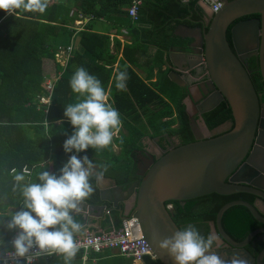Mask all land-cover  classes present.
I'll list each match as a JSON object with an SVG mask.
<instances>
[{"label":"trees","instance_id":"trees-1","mask_svg":"<svg viewBox=\"0 0 264 264\" xmlns=\"http://www.w3.org/2000/svg\"><path fill=\"white\" fill-rule=\"evenodd\" d=\"M130 3L131 0H48L43 13L21 9L17 10L16 15H9L0 10V245H3L0 249L4 250V246L10 248L9 242L15 231H9L5 225L10 214L22 205L19 189L13 191L15 181L12 170L20 173L26 167L30 175H26L25 182H36L38 171L59 174L63 163L75 154V151L65 153L63 144L74 131L64 117V111L68 104L77 102L78 94L73 93L69 85L77 68H84L101 81L107 102L120 113V129L129 133L124 135L119 131L116 139L119 154L121 150L129 152L125 162L117 160L113 165L104 161L105 156L109 155L108 149H112L111 144L98 153L89 148L79 154L85 153L91 161L107 165L105 173L123 188L138 178L131 155L136 158L135 152L141 148L138 140L142 137V125L152 130L150 136L158 137L162 147L172 137L177 138L180 144L194 140L188 113L181 103L185 96L183 88L169 82L159 94L147 87L130 66L122 64L118 66H125L122 70L126 69L128 74L127 87L125 91L115 88L114 76L117 72L113 70V65L116 56L109 53L108 34L95 31L93 21L103 18L116 34L120 33L122 26L127 27L136 41L159 45L156 55L161 56L167 45L161 44L160 39L174 40L173 30L178 24L191 27L201 25L204 10L197 0H144L139 9V19L132 21L127 13ZM84 17L88 18V23L76 31L75 20ZM67 47H71L70 50ZM61 48H66L63 64L57 60V54L63 51ZM132 55V48L123 49V57L128 64L136 67L137 59ZM50 73H57V79L51 81V91L42 84L50 78ZM43 97H49L47 104L40 102ZM133 102L137 105H132ZM174 111L175 119L172 116ZM162 117L169 119L162 121ZM202 118L207 128L212 130L232 120L231 110L223 100L212 110L203 113ZM57 120L63 123L55 124ZM175 120L178 125L172 127ZM49 158L51 163H48ZM40 163L42 165L39 166ZM92 183L95 191L85 202L101 204L99 189L94 180ZM235 199L251 202L253 197L248 193H210L189 200H172L166 205L172 204L170 214L179 229L192 224L200 227L202 235L207 236L210 222H215L220 207ZM10 207L16 210L7 211ZM74 218L80 223L84 222L81 214L74 213ZM121 219L119 211L113 209L106 218L100 219V229L120 228ZM94 221L91 219L86 224H93ZM221 225L231 238L240 241L259 224L245 206L233 205L224 211ZM88 228L94 229L92 226ZM261 245H264V241ZM81 256L79 250L72 264H80ZM130 262V258H123L109 264ZM143 263L160 264L149 256L143 258ZM36 264H64V261L62 256L53 255Z\"/></svg>","mask_w":264,"mask_h":264},{"label":"water","instance_id":"water-1","mask_svg":"<svg viewBox=\"0 0 264 264\" xmlns=\"http://www.w3.org/2000/svg\"><path fill=\"white\" fill-rule=\"evenodd\" d=\"M253 14L259 17L239 21L230 27L229 42L227 30L230 23ZM200 24L195 27L178 24L174 29V34L184 39L186 50H172L169 58L173 66L179 65L177 60L184 62L185 66L177 67V71L169 73L168 78L178 87H181L178 74L181 71L188 72L194 82V78H199L198 81L206 78L199 84L204 93H208L204 87L212 92L197 105L206 136L196 134L192 126L194 140L161 150L157 157L143 153L135 172L140 178L132 180L124 191L122 185L115 181L111 188L96 184L99 199L111 203L114 208L131 199V210L118 208L120 216L123 219L132 213L138 219L153 258L160 264H174L158 247L160 241L179 229L166 202L189 200L210 193L251 194L256 197L254 203L236 199L222 205L210 228L230 247L229 252L217 250L222 258L226 253L229 256L225 260L238 254L246 258L248 264H264V249L253 256L244 248L255 234L264 233V227L236 242L221 225L224 211L233 205L245 206L253 218L264 225V103L255 90L250 78L251 70L244 61L248 57L246 44L254 37L261 45L260 73L264 78V0H222L221 8L216 12H206ZM199 66L205 72L196 70ZM223 100L230 107L232 120L209 130L202 114ZM78 158L81 157L78 155ZM257 158L258 165L255 162ZM105 207L104 203L91 205L84 201L85 220L88 216L99 221L106 218L109 209Z\"/></svg>","mask_w":264,"mask_h":264},{"label":"clouds","instance_id":"clouds-1","mask_svg":"<svg viewBox=\"0 0 264 264\" xmlns=\"http://www.w3.org/2000/svg\"><path fill=\"white\" fill-rule=\"evenodd\" d=\"M47 6L48 0H0V10L9 15H16L21 9L43 13ZM200 7L213 12L207 5ZM127 80L126 69L117 71L115 88L125 91ZM69 85L78 95L76 103L65 107L64 117L74 131L65 140L63 150L65 153L75 151L76 154L70 155L63 163L59 174L38 171L36 182H25L26 175H30L27 169L20 173L12 170L13 191L19 189L22 205L10 214L5 225L16 235L11 241V250L4 246L0 264H18L20 260L34 264L43 256L53 255L62 256L64 264H72L79 251L76 238L84 233L86 226L74 218V213L79 214L83 202L94 193L92 181L97 185L104 182L108 166L91 161L87 155L78 158L77 154L89 148L97 153L107 148L119 133L122 121L118 110L107 102L101 81L84 68L76 69ZM158 247L174 264H248V260L238 254L230 260L222 258L217 251L224 247L219 235L210 232L204 236L192 224L160 241Z\"/></svg>","mask_w":264,"mask_h":264},{"label":"crops","instance_id":"crops-1","mask_svg":"<svg viewBox=\"0 0 264 264\" xmlns=\"http://www.w3.org/2000/svg\"><path fill=\"white\" fill-rule=\"evenodd\" d=\"M87 21H88V18H86V17L80 18L79 20H75L74 24L77 23L79 25V26L75 25L76 31L82 29L85 26V24L88 23ZM93 28L95 31H97L99 33H107L109 36V43H108L109 44V53L116 56V61L113 65V70L115 71V73L119 70L124 69V67H125V66L120 67L118 65L122 64V65L130 66L132 68V70H134V72L138 75V77L144 82V84L147 87L154 89L159 94L162 93L161 90L163 88L164 89L166 88V84L171 82L168 78L169 73L177 71V67H179V66L180 67L185 66L184 62H181V60H177V63L179 65L173 66L171 61H170V58H169V55L171 53H173L172 50L176 51V52H182V51L184 52L186 50L185 46H184V43H185L184 39L178 35H175L174 30H173V35L176 37L174 40L169 42L168 40L163 41L162 39H160L161 44L167 45V48L162 51L161 56H157L156 53H157L158 49L160 48L159 45H150V44L142 43V41H136V39L133 36V33H131L128 30V28L125 26H122L120 28V31H119L120 33L116 34L114 32V29H112L110 27L108 21H105L102 18V19L93 21ZM133 42H135L134 47H133ZM125 47L133 49V55L132 56H134L137 59V66L136 67L132 66L131 64H128L126 59L123 57V49ZM60 50H63L62 52H64V53L66 52V51H64V50H66V48L65 49L61 48ZM134 50H135V52H134ZM61 54L64 56L63 53H61ZM129 54H131V53H129ZM63 56H61V57H63ZM198 70L201 71V68ZM57 73H50V75H49L50 78L45 79V81H43L42 84L45 86V84L48 81L51 82L52 79H55V78L57 79V77H55V74H57ZM178 74L181 77V79H180L181 87L180 88H183L185 90V92H184L185 96L182 99L181 103L184 104L185 109H186V105L191 108V103L189 100V98H190L189 90H192L193 87L196 86V84H198L201 80L198 81L199 78H194L196 81V82H194L193 78L190 77V75H188V72L184 73L181 71V72H178ZM149 75H151V76H149ZM150 81H153V82H150ZM159 82H160V86L158 85ZM155 84H157V86ZM132 105H137V104L133 102ZM186 112H187V110H186ZM172 116H173V118L175 117V111L172 114ZM162 119H163V117H162ZM189 119H190V121H189L190 128L192 126H194L195 133L198 134L199 136L205 137L206 132L204 130L203 125L199 124L200 120H196L197 118L195 119V117H194V119H195L194 120L190 116H189ZM60 121L61 120H57V121H54V123L59 124ZM193 121H195V123H192ZM177 125H178V122L175 120L173 126L176 127ZM140 129H142V137L138 140V142H139V146H141V148L139 150L142 151L146 147H149V144L151 142H154V139H157V137H151L150 135L152 133V130H150L148 128L145 129V125H142ZM120 131L124 135L129 134L126 131L122 132V129H120ZM119 135H120V132L116 136H114L113 141L111 143L112 149H114V150L120 149L116 145L117 144L116 139L119 137ZM78 155L82 158L86 154L84 153L82 155H80V154H78ZM47 160L49 162L50 158ZM38 165L40 166L42 164L40 163ZM113 184H114L113 177L111 175H109V174L107 175L105 173L104 182L102 184H99V185L102 188H111L113 186ZM83 209L84 208L82 205V210L79 213L84 218V222L82 224H84L86 226V229L88 227L92 226L94 228L92 231L99 230L100 229L99 219L97 220L94 217L88 216L87 219L85 220V211H84L85 209L84 210ZM89 213H91V211ZM91 219H95L93 224H90V223L85 224V221L89 222ZM121 222H122V219H121ZM95 254H104V256L97 257V255H95ZM123 258H126V257L121 256L118 253H116L115 251H111V250H105V251H102L100 253H90L86 258L83 257V253H82L80 264H109V263L114 262V261L117 262V260L123 259ZM150 258L154 259L153 257H150ZM39 261L35 262L34 264L38 263ZM130 264H144V263L142 260V262H135V263L131 261Z\"/></svg>","mask_w":264,"mask_h":264},{"label":"built area","instance_id":"built-area-1","mask_svg":"<svg viewBox=\"0 0 264 264\" xmlns=\"http://www.w3.org/2000/svg\"><path fill=\"white\" fill-rule=\"evenodd\" d=\"M144 0H131L130 5L127 7L128 16L132 21H137L140 17L139 9ZM186 2L188 0H181ZM200 5H207L215 12L222 5L221 0H198ZM71 47H67L70 50ZM62 52V51H61ZM63 54H65L63 52ZM45 88L49 91L52 90V83L48 81L45 84ZM27 169L23 168V171ZM29 173V170L27 169ZM16 232L10 239L9 245L11 250V241L14 239ZM77 242L79 244V250L82 251L83 257L86 258L90 253H100L105 250L115 251L121 256L130 258L132 262H142L145 256L153 257L150 247L145 241L138 219L131 213L127 217L122 219L120 228L99 229L92 231L86 229L82 235L77 236ZM4 250L0 249V254ZM50 256H43L37 259H44ZM34 262V263H35ZM12 264V262H9ZM18 264H25L23 260H20Z\"/></svg>","mask_w":264,"mask_h":264},{"label":"flooded vegetation","instance_id":"flooded-vegetation-1","mask_svg":"<svg viewBox=\"0 0 264 264\" xmlns=\"http://www.w3.org/2000/svg\"><path fill=\"white\" fill-rule=\"evenodd\" d=\"M206 12L208 11L207 9H204ZM259 17V15H257V14H253V15H246V16H243V17H240V18H237V19H235L234 21H232L231 23H230V25H229V27H228V30H227V33H228V36H229V42H230V32H229V30H230V27L232 26V25H234V24H236L237 22H239V21H242V20H250V19H255V18H258ZM246 46H247V49L245 50V54L246 55H248V57H246L245 58V63L249 66V69L251 70V73H250V78H251V81L254 83L253 85L255 86V90L257 91V93L260 95V98H261V101L264 103V78H263V76H262V74L260 73V67H261V62H260V47H261V45H260V43H259V41H257V40H255L254 39V37H253V39L251 40V42L250 43H248V44H246ZM201 68V72H205V70H204V68L203 67H201V66H199V67H197V69L196 70H198V69H200ZM199 71V70H198ZM206 80V78L204 79V80H201L199 83L201 84L202 82H204ZM198 83V84H199ZM200 84L199 85H196V86H194L193 87V89L192 90H189V95L191 96L190 98H189V100H190V103H191V108L189 107V106H187L186 105V110H187V112H188V115L191 117V118H193L194 119V117H195V119L196 120H200V122H202L201 121V119H200V114H199V107L197 106L198 105V103H200L205 97H207L212 91H208V88L207 87H204L205 88V90H206V92H208V93H204L203 91H202V88H201V86H200ZM191 98H192V100L194 101V103H193V101L191 100ZM197 106V107H196ZM194 119V120H195ZM203 123V122H202ZM158 140H159V138L157 137V139H154V142H151L150 144H149V147H146L144 150H142V151H140V150H136V152H135V156H136V158H134L133 157V155H131V158H132V162L134 163V165H135V171L137 172V164H138V162H139V157L143 154V153H152V154H154V157H157L158 155H159V153H161V150H166V149H168L170 146H176V145H178V144H180V142H179V140L177 139V138H175V137H172L171 139H168V141H167V145L165 146V147H162L159 143H158ZM161 148H163V149H161ZM255 162L257 163V165L259 164V162H258V158L255 160ZM137 177L138 178H140L138 175H137ZM138 178H136V179H138ZM122 187V190L124 191V189L126 190V188L128 187H126V188H123V186H121ZM252 197H253V200L251 201V203H254L253 201H255V199H256V197L255 196H253L252 195ZM236 200V199H235ZM104 203V205L106 206L105 208L106 209H109V213H110V211L111 210H113V209H116V210H118V208L119 209H123V211H128V210H131V207H132V205H133V201L131 200V199H129L127 202H125V203H123V204H119V206L117 207V208H114L113 206H112V204L111 203H109V202H102L101 204H103ZM170 206H169V212H170V210H172V208H173V206H172V204L171 203H168ZM167 204V205H168ZM99 210V209H98ZM119 211V210H118ZM108 213V214H109ZM120 214V213H119ZM131 214V213H130ZM129 214H127V216H128ZM126 216V217H127ZM121 217V216H120ZM211 223V222H210ZM258 226L254 229V230H256V229H260V228H263L264 227V225L263 224H261V223H259L258 222ZM210 228V227H209ZM253 230V231H254ZM210 232H211V228H210ZM209 232V233H210ZM252 232V231H251ZM250 233V232H249ZM230 237V236H229ZM231 238V237H230ZM231 239H233V238H231ZM222 240V239H221ZM234 240V239H233ZM243 240V239H242ZM242 240H240V241H242ZM234 241H236V242H240V241H237V240H234ZM263 241H264V233H257V234H255L253 237H252V239L250 240V242L244 247L251 255H253V256H257L261 251H263V249H264V245L262 246L261 244L263 243ZM222 242H223V245H224V247L223 248H221V249H225V250H227L226 252H229L230 251V247H228V245L226 244V242H224L223 240H222ZM219 252H220V250H219ZM229 253H226V254H224L223 255V258L225 259V258H228V255Z\"/></svg>","mask_w":264,"mask_h":264},{"label":"rangeland","instance_id":"rangeland-1","mask_svg":"<svg viewBox=\"0 0 264 264\" xmlns=\"http://www.w3.org/2000/svg\"><path fill=\"white\" fill-rule=\"evenodd\" d=\"M75 25H77V26H79L77 23H75ZM61 53H63V52H59L58 53V55H57V60L60 62V64H63L64 62H65V57L61 54ZM61 56H63V57H61ZM160 74V73H159ZM149 76H151V75H149ZM161 76V75H160ZM159 76V77H160ZM162 83V82H161ZM156 86H157V84H155ZM159 86H160V82H159V84H158ZM166 86H167V84H166ZM164 89V88H163ZM40 102L41 103H44V104H47L48 102H49V97H43V98H41L40 99ZM167 119H169L168 117H163V121H166ZM199 124L200 125H203V123L202 122H199ZM172 127H174L173 125H172ZM171 127V128H172ZM109 150V155H106L105 157L106 158H104V161H109L110 163H112L113 165H114V163L117 161V160H121V162H125V161H127L128 160V158H129V152L128 151H126V150H121V152H120V154H119V151H120V149H116V150H114L113 149V151H112V149L110 150V149H108ZM115 151V152H114ZM112 152H114L115 154H118V155H113L112 154ZM11 210H16V208H13V207H10V208H8L7 209V211H11ZM197 229L200 231V233L202 234V229L200 228V227H197Z\"/></svg>","mask_w":264,"mask_h":264}]
</instances>
